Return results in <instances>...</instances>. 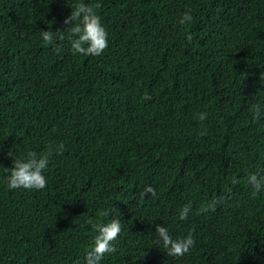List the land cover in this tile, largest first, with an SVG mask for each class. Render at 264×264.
<instances>
[{
	"label": "trees",
	"instance_id": "obj_1",
	"mask_svg": "<svg viewBox=\"0 0 264 264\" xmlns=\"http://www.w3.org/2000/svg\"><path fill=\"white\" fill-rule=\"evenodd\" d=\"M77 3L107 32L100 55L74 54L67 29L40 37ZM256 104L264 0H0V264H85L92 224L119 214L99 264H264V189L247 180L264 174ZM8 152L46 156V187L9 190ZM156 225L194 246L168 256Z\"/></svg>",
	"mask_w": 264,
	"mask_h": 264
},
{
	"label": "clouds",
	"instance_id": "obj_2",
	"mask_svg": "<svg viewBox=\"0 0 264 264\" xmlns=\"http://www.w3.org/2000/svg\"><path fill=\"white\" fill-rule=\"evenodd\" d=\"M192 20L193 16L191 12L185 11L181 14L178 23L185 25L192 22ZM63 24L69 25V27L63 30L58 28L56 31H40V37L44 44L53 45L54 41H63L65 39L63 32L67 29L70 34L68 40L74 54L97 56L108 47L107 32L101 24L100 17L95 14L93 8L89 5L77 3L74 10L71 9L70 15L63 20ZM186 38L191 41L192 35L188 33ZM143 99L149 100L151 97L146 95ZM252 111L254 119L259 120L261 116H264V105H253ZM206 118L207 113L202 112L198 114L200 121ZM200 135H206V132L202 131ZM60 148L62 149V145ZM7 155L11 158L10 152ZM11 162V167L4 168L8 172L6 183L9 190L21 188L26 190H41L46 187L47 180L43 174L49 163L46 156H37L35 153H31L24 159L11 158ZM247 180L256 192L264 189V174L251 172L248 174ZM144 194H151L154 197L156 196V191L151 186H146L142 195ZM214 204L215 202L208 207H214ZM190 210L191 202L182 207L179 219L186 220ZM115 211L118 212L116 209ZM100 215L106 217L109 216V212L104 211ZM92 228L97 234L93 238V245L85 254V264H99L104 254L116 251L112 242L116 240L121 232L120 214L119 218L111 219L107 223H94L92 224ZM155 234L159 237V242L162 244L167 255L172 257L184 256L195 243L191 233L174 239L169 234V230L162 225L155 226Z\"/></svg>",
	"mask_w": 264,
	"mask_h": 264
}]
</instances>
